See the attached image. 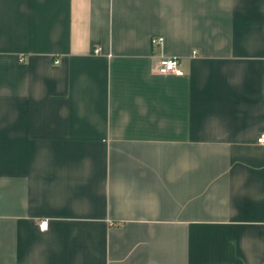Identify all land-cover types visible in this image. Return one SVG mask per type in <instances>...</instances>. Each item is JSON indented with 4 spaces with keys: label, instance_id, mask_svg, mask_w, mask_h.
<instances>
[{
    "label": "crops",
    "instance_id": "crops-1",
    "mask_svg": "<svg viewBox=\"0 0 264 264\" xmlns=\"http://www.w3.org/2000/svg\"><path fill=\"white\" fill-rule=\"evenodd\" d=\"M262 134L264 0H0V264H264Z\"/></svg>",
    "mask_w": 264,
    "mask_h": 264
},
{
    "label": "built area",
    "instance_id": "built-area-1",
    "mask_svg": "<svg viewBox=\"0 0 264 264\" xmlns=\"http://www.w3.org/2000/svg\"><path fill=\"white\" fill-rule=\"evenodd\" d=\"M163 40L164 39L162 37H159V38H154L152 40V42L156 43V44H161L163 42ZM99 51H100V49H96V53ZM157 70L161 74H175V75H182L183 74V70L180 67V61L177 57H169V56L163 57L158 63ZM257 141L259 143H263L264 142V134L260 135L258 137ZM39 226H40L41 230L47 229L48 220L45 219V220L41 221Z\"/></svg>",
    "mask_w": 264,
    "mask_h": 264
}]
</instances>
